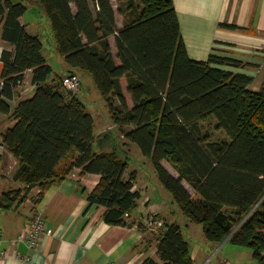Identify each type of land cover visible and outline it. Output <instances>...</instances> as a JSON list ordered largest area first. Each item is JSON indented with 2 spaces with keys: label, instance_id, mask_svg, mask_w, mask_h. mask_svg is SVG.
Returning a JSON list of instances; mask_svg holds the SVG:
<instances>
[{
  "label": "trees",
  "instance_id": "1",
  "mask_svg": "<svg viewBox=\"0 0 264 264\" xmlns=\"http://www.w3.org/2000/svg\"><path fill=\"white\" fill-rule=\"evenodd\" d=\"M116 1L115 11L110 0H0V38L13 47L1 55L0 113L14 120L0 144L17 162L13 180L23 185L4 193L1 207L25 200L36 188L38 201L52 183L79 169L81 175L100 176L86 197L89 204L104 208V222L131 227L135 222L128 217L140 195L133 191L136 174L125 178V148L136 145L181 214L202 226L207 242L217 246L228 240L250 250L256 264H264V82L258 92L249 91L251 77L214 66L244 64L215 49L205 62L190 59L173 0ZM26 2L48 20L55 52L68 67L64 74L54 73L39 36L30 35L21 22ZM116 14L123 17L120 29ZM27 70L34 94L11 111L7 101ZM76 71L91 76L123 135L124 142L109 152L94 153L93 118L78 91L73 94L62 85L63 77ZM211 121L213 132L204 128ZM214 131L224 137L213 140ZM153 217L166 227L160 235L151 232L158 239L161 264H193L183 228ZM142 264L156 263L145 258Z\"/></svg>",
  "mask_w": 264,
  "mask_h": 264
},
{
  "label": "crops",
  "instance_id": "2",
  "mask_svg": "<svg viewBox=\"0 0 264 264\" xmlns=\"http://www.w3.org/2000/svg\"><path fill=\"white\" fill-rule=\"evenodd\" d=\"M110 2L116 11L117 1L110 0ZM173 5L179 21L181 37L190 59L205 62L211 51L215 49L218 54L234 58L244 64L242 67L214 65L215 67L251 77L252 82L248 86L251 92H258L261 89L264 82V0H173ZM115 20L117 27L122 28L123 17L116 14ZM21 22L25 24L29 33L32 24L26 23L23 19ZM221 23L239 28L235 30L221 28L219 26ZM35 27L36 25L32 28ZM109 43L115 55L116 48L113 49L111 39ZM12 50L13 47L0 38V73L2 52H12ZM45 58L51 65L48 58L46 56ZM115 62L119 64L116 58ZM78 77L80 80V75ZM31 78L32 72L25 71L26 87L24 90L17 87L14 98L7 101L11 111L20 102L33 96L35 87L31 84ZM121 85L127 105L131 108L132 101L126 92L125 79H122ZM92 118L93 151L96 154L109 152L115 143L120 142L123 135L112 121L109 129H116L117 133L105 130L102 122L94 116ZM13 123L14 120L9 115L0 113V136ZM129 129L131 127L125 128V130ZM102 136L105 138H101ZM121 141L124 142L123 139ZM126 152L129 157L130 153L127 150ZM0 155L2 157L0 178L7 184L0 190V264H142L145 258H151L156 264H161L157 254L158 239L145 229L148 217L157 215L167 224L184 226L182 234L189 244L188 250L193 264H210L216 256L214 255L217 252L216 245L207 242L198 227H192L191 223L187 224V221H183L178 214L171 218L167 217L168 212L177 213L176 210L170 211V206L167 204L169 195L160 183L155 181L149 184L146 179L141 181L144 177L139 178L136 169L130 164L125 178H128V173L136 174L133 191H137L140 198L137 208L128 217L135 224L124 227L107 225L103 220L104 208L89 204L86 195L97 186L100 176L81 175L79 169H74L64 180L52 183L38 201L35 199L40 189L36 188L30 191L25 200L21 202L17 200L8 208L1 207L2 195L8 191L22 189L23 185L13 180L18 165L1 144ZM73 173L75 177L71 176ZM187 189L190 190L189 187ZM157 193L161 196L160 201L152 202L154 198L151 197ZM35 213H40L43 217L45 231L38 246L30 249L25 242L15 241L19 235L27 233L31 217ZM137 213L141 218L136 215ZM139 224L143 227H138ZM190 228L199 236L196 241L190 240ZM227 241L221 245V251L227 246L224 245ZM230 251L236 258L230 256L223 258L218 262L219 264L223 261L238 263L237 258L243 252L233 247Z\"/></svg>",
  "mask_w": 264,
  "mask_h": 264
},
{
  "label": "rangeland",
  "instance_id": "3",
  "mask_svg": "<svg viewBox=\"0 0 264 264\" xmlns=\"http://www.w3.org/2000/svg\"><path fill=\"white\" fill-rule=\"evenodd\" d=\"M27 6H29L27 12L25 13V15L23 16V20L26 21V23H30L32 24V27L36 25L35 28H30L29 29V33L30 34H36L37 36H39L41 42L44 45V50L43 53L44 55L48 58L49 63L51 64L53 71L55 72V74L58 75H62L66 72V70L68 69V67L64 64L63 59L61 58V56H59L56 52H55V42L52 36V32H51V28L49 25L48 20L46 19L45 15L42 12H39L38 9L39 8H35V6L33 5H29V3H27ZM111 43H112V47L113 49H115V42H114V38L111 37ZM116 51V50H114ZM115 54V53H114ZM77 75H80V83L81 86L79 87V90L77 92V98L84 104L85 106V110L87 113H89L90 115L94 116L95 118L98 119V121L102 122V125L104 126L105 130H108L112 133V131H115L117 133V130H111L110 125H112L111 122V118L109 115V111H108V107L106 105L105 100L102 98V96L99 94L98 90L96 89V86L91 78V76L86 73V72H82V71H78L76 72ZM214 124L213 121H211L210 126H207V123L204 124V128L208 127L209 132H213L212 129V125ZM102 126V127H103ZM118 128V127H117ZM118 137V134H117ZM115 137V138H117ZM224 136L223 134H221L220 132L214 131V137H212L213 140H219L222 139ZM101 138H105V136H102ZM123 139V137H122ZM121 139V140H122ZM120 140L119 144H122V141ZM99 142H101V140H99ZM125 150H127L130 153V162L129 164L131 166H133L136 171H137V176L140 177H144L141 178V181H146L149 184L153 183L156 181V183H159L157 174L151 164V161L148 160L147 158L143 157L138 149V147L136 145L132 146V148H125ZM143 157V159H142ZM162 167L171 175H173L174 177H177L176 173L174 172V170L170 167V165L165 162L162 161ZM1 170V168H0ZM146 179V180H145ZM7 184L3 183L1 181L0 178V190H2ZM4 186V187H2ZM186 186V185H185ZM165 192L167 193V204H169V208L171 209L170 211L176 210L177 213H170L168 212V216L169 218L176 216L177 214L180 215L181 219L184 221H187L186 223H190L188 221V219L181 214L178 206L176 205V203L173 201L171 195L165 190ZM151 198L152 202H159L161 196L157 193L155 195H153ZM173 201V203L171 204V202ZM176 214V215H175ZM138 217L141 218L140 214L137 213L136 214ZM193 226L192 227H198L201 231H202V226L195 224V223H191ZM184 229V226L182 227ZM199 238L198 234L195 233V231L193 229L190 228V240L196 241ZM224 243V242H223ZM222 244H219L216 246V255L215 258L212 260V262L210 264H219L218 262H220L223 258H229L233 257L236 258L233 254H231L230 248L233 247L234 249H237L239 251H242L243 254H240L237 258V262L235 264H256V262L254 261V259L252 258V253L250 250L246 249V248H240L237 246H234L231 243H226L224 245L225 248L222 249V251L220 250V247ZM220 250V251H219ZM231 260V259H230ZM234 262V261H232ZM224 263V261L222 262V264ZM231 263V262H230ZM232 264V263H231Z\"/></svg>",
  "mask_w": 264,
  "mask_h": 264
},
{
  "label": "built area",
  "instance_id": "4",
  "mask_svg": "<svg viewBox=\"0 0 264 264\" xmlns=\"http://www.w3.org/2000/svg\"><path fill=\"white\" fill-rule=\"evenodd\" d=\"M62 85L63 87L71 92L76 93L79 90L80 87V80L77 74H69L63 77L62 79ZM3 86L2 82H0V88ZM18 87H21L22 90H24L25 83L22 81L19 83ZM72 177H75V174L73 173L71 175ZM124 217H128V214H125ZM146 229L149 230L152 233L156 234H162L166 227L162 220L157 219L153 216H149L146 222ZM45 231V221L40 213H35L30 220V226L29 230L25 235H19L15 242H25L27 247L30 249H35L40 241L41 235ZM223 264H230L226 261H224Z\"/></svg>",
  "mask_w": 264,
  "mask_h": 264
},
{
  "label": "water",
  "instance_id": "5",
  "mask_svg": "<svg viewBox=\"0 0 264 264\" xmlns=\"http://www.w3.org/2000/svg\"><path fill=\"white\" fill-rule=\"evenodd\" d=\"M225 241H227V240H225ZM225 241H224V242H225Z\"/></svg>",
  "mask_w": 264,
  "mask_h": 264
}]
</instances>
